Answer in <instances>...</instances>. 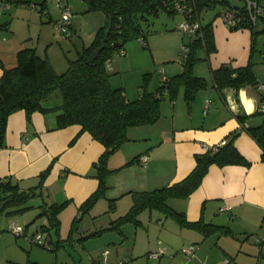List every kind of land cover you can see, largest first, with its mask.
<instances>
[{"label": "crops", "instance_id": "obj_1", "mask_svg": "<svg viewBox=\"0 0 264 264\" xmlns=\"http://www.w3.org/2000/svg\"><path fill=\"white\" fill-rule=\"evenodd\" d=\"M19 1L38 4V12L43 11L49 20L54 19V23L59 21L61 9L57 0H15L11 3L0 16V77L2 67L10 68L16 64L19 50H36L33 44L28 45L27 35L22 37L16 29L18 21L28 23V14L36 13L31 7L18 5ZM63 1L70 5L69 0ZM79 6L83 10L87 8L83 0ZM208 19H212L209 13L206 21ZM106 22L105 17L104 25ZM212 30L216 49L207 54L201 48L193 68L194 74L205 80V87L196 93L190 107L183 94L174 102L166 99L161 103V116L155 123L127 130L129 140L107 159V167L116 171L107 178L105 196L88 212L81 213L80 206L98 187L95 164L104 152V146L80 125L58 126L59 112L56 110L61 105L58 96L44 103L45 112H33L30 122L23 110L9 115L0 147V181L8 180L17 185L19 191L26 192L37 187L40 174L48 167L50 169L42 188L36 190L37 196L23 205L0 212V264L110 263L109 259L115 260L113 254L110 252L107 258L105 255V259L97 261L88 243L78 241L80 232L91 227L110 226V222L112 224L125 215L133 203L130 192L152 191L181 181L194 168L196 154L223 143L234 131L239 132L235 147L251 165H211L201 185L187 199L169 201L173 209L185 213L187 221L201 220L225 229H217L205 236L196 228L166 224L169 218L157 212L154 217H159L157 222L161 224L156 249H165V253L159 258H150L148 264L151 261L154 264H223L226 259L230 264H264V243L257 242L264 236V161L261 160V149L243 127L264 123L257 113L259 94L254 86L238 91L232 88L219 90L211 76V71L222 64L238 68L252 61L257 82L264 83V34L253 36L249 29L231 30L220 17L213 20ZM40 39L39 34L37 40ZM135 43L125 44V57L108 69L120 72V76L111 77L109 82L112 87H121L130 101L141 96L145 74H148L147 91L154 92L165 78L183 70L180 61L179 64L172 62L179 48L178 41L168 49L167 58L160 61L153 57V65H146L139 59L140 48L150 50L152 47L151 37L147 36L142 46ZM165 61L166 64L158 69ZM139 69L146 72L142 77ZM244 115L249 117L242 126L236 116ZM141 155H147L145 166L138 162ZM134 158L136 161L124 166ZM110 200H115L113 210L109 208ZM43 203L66 204L58 215L59 231L50 238L49 252L40 250L29 240L39 227L47 226L45 216L32 222L40 214L39 206ZM226 205L230 208L220 211ZM20 208L23 210L10 213ZM75 220L77 224L73 230ZM12 223L24 226V235L13 234L10 231ZM176 239L180 241L173 243ZM194 243L198 246L192 256L186 257L182 248Z\"/></svg>", "mask_w": 264, "mask_h": 264}, {"label": "trees", "instance_id": "obj_2", "mask_svg": "<svg viewBox=\"0 0 264 264\" xmlns=\"http://www.w3.org/2000/svg\"><path fill=\"white\" fill-rule=\"evenodd\" d=\"M83 1L86 3L87 12L101 11L106 20L111 22L106 47L96 58L93 57V52L104 36L107 22L97 30L89 45L83 46L77 51V58L68 63L65 72L57 74L47 58L38 56L34 48H24L17 52L16 64L13 67H2L3 73L0 77V147H2L9 115L23 110L26 113L27 121L30 122L32 113L45 112L44 103L55 96L61 98V105L56 110L59 112L57 115L58 126L80 125L84 131H87L104 146V152L95 164L98 187L80 206L81 213L88 212L100 198L105 196L107 178L116 171L107 167V159L129 140L127 130L130 127L155 123L161 116V103L165 99L174 102L181 90L185 102L190 107L196 93L205 87V80L196 76L193 68L199 60L198 51L201 48H204L207 54L216 49L212 30L214 19L220 17L221 13L226 10H233L239 20L234 26L229 27L231 30L249 29L253 36L264 34V13L260 15L255 24H252L246 9V3L250 1L255 2L264 10V5H262L264 0H242V3L237 4L231 3L230 0ZM217 4L221 6L219 12L215 13L212 19L203 21V12L212 10ZM160 12H165L170 16L181 14L182 22L190 24L198 22L199 28L195 38H191L181 32L177 26L183 37L181 46H187L188 49L186 56L180 58L182 72L165 78L161 86L154 92L147 91L148 74H145L141 96L130 101L124 95L121 87L111 86L109 79L112 74L107 69V63L114 57L113 53L120 49L124 50L125 43L130 40L142 39L143 43L141 44L144 45L149 35L152 18L157 17ZM211 76L215 87L219 90L232 88L238 91L243 87L254 86L257 82L252 61L238 68L222 64L219 68L211 71ZM236 117L243 126L249 116ZM243 127L261 149V160L264 161V123L252 127L244 125ZM238 135L239 132L234 131L225 137L223 143L208 147L205 152L196 154L194 168L181 181L152 191L130 192L132 206L124 216L113 222L115 227H119L120 224L127 221L137 222L136 216L141 211L149 210L157 211L165 217L173 219L181 227L196 228L205 236L217 229H225L221 226L204 223L201 220L189 222L185 213L173 209L169 205V201L187 199L201 185L203 177L211 165L249 167L251 163L235 147V139ZM137 158L124 166L130 165ZM49 169L48 167L40 174L38 186L26 192L19 191L17 185L8 180L0 181V212L23 205L29 199L37 196L36 190L42 188ZM65 206L66 204L47 205L43 203L39 206L40 214L32 221L34 222L41 216L47 218V226H41L37 231L46 235L48 249H50L52 234H58L60 226L58 215ZM114 206L115 200H110V210H113ZM22 210L23 208H20L10 213ZM76 224L75 220L72 224L73 230Z\"/></svg>", "mask_w": 264, "mask_h": 264}, {"label": "rangeland", "instance_id": "obj_3", "mask_svg": "<svg viewBox=\"0 0 264 264\" xmlns=\"http://www.w3.org/2000/svg\"><path fill=\"white\" fill-rule=\"evenodd\" d=\"M69 1L70 5L68 3L67 4L69 5L68 7L72 13V25L70 27L71 34L68 38H63L62 35L56 31V25L58 22L54 23L53 18V20H49V16L44 14L43 11L38 12V4H27L26 2L24 3L20 1L18 3V5L22 4L23 7H31V10H33V12L36 14H28V23L18 21L16 23L18 24L16 29L20 31V34L22 33V37L27 35L26 41L28 45L33 44L36 47L37 55L47 58L57 74L65 72L68 68V63L77 58V51H79L83 46H87L91 43L96 31L99 29V27L104 25L105 20V15L101 11L87 12L86 9H80L79 2H82V0ZM230 2L237 4L242 3V0H230ZM34 5H36L35 9L33 8ZM262 5H264V1H262ZM220 9L221 6L217 4L212 10H205L202 14L203 21H206L207 13H209V17H212L215 15V13L219 12ZM60 16L61 13L59 14V19ZM182 21L183 20L180 14L170 16L165 12H160L157 17L152 18V23H150V30L148 32V37H151L152 40V47H149L150 50H148V48H146V50L140 48L142 53H139V59L144 60L143 62H146V65H153V57L162 61L164 58L168 57V54H170L168 53V49H171L173 43L178 41L179 48L175 59L172 61L173 63H178L180 58L184 57V55L181 54L182 44H180V39L183 37L180 35V31L177 29V26ZM259 24L260 23H258V25ZM28 25H30L31 29ZM29 33H31V35ZM39 34L41 35V39L37 40ZM261 34L262 33L257 35L259 36ZM130 42H136L135 44L142 46V44L139 42V39L130 40L125 44L127 45ZM125 49L126 47L124 46V50ZM151 51H153V54ZM124 57L125 55L114 56L111 61L107 63V69H109V67H111L114 62H118ZM165 64L166 61L161 62L158 69H161V66H164ZM108 71L112 74L111 77L120 76V72L116 73L114 70ZM137 71H139L141 77L146 73L143 71L140 72L141 69ZM157 71L158 70H156L155 73ZM182 94V91H180L178 97L182 98ZM191 105L192 104H190V106ZM171 206L173 207V205ZM143 212L144 213H142V215L138 214L136 216L137 222L127 221L120 224L119 227H115L113 221L112 224L111 222L108 224L110 226H103V228L99 229L91 227L87 230L81 231L80 239L78 241L88 243L87 245L92 248L93 253L97 257V261L102 260L105 253H107L106 258L110 252L115 257V260L109 259L110 263L102 261L103 263L100 264H148V260L152 258L149 257V254L158 251L156 246L159 245L160 241L158 240V233L160 231L158 228L161 223L157 222V218L159 217H154L157 211L145 210ZM139 221L141 223H139ZM166 224H171L175 227L178 226V224L170 218L167 219ZM165 227H167V225H165ZM179 241L180 239H176L173 241V243ZM193 246L196 249L195 246H198V244L194 243ZM36 247L40 250L49 252L46 248H42L40 246ZM151 264H154L153 261H151Z\"/></svg>", "mask_w": 264, "mask_h": 264}, {"label": "built area", "instance_id": "obj_4", "mask_svg": "<svg viewBox=\"0 0 264 264\" xmlns=\"http://www.w3.org/2000/svg\"><path fill=\"white\" fill-rule=\"evenodd\" d=\"M15 2V0H0V16L10 7V4ZM57 5L61 9V16L57 23L56 31L62 35L63 38L70 37V27H71V11L68 5H65L62 0H57ZM179 7V6H178ZM182 9V8H179ZM246 9L248 12L250 23L255 24L256 21L260 18V15L264 13V10L261 9L259 5H257L255 2L247 1L246 3ZM221 20L228 26L232 27L236 23H238L237 14L233 10H226L221 13L220 15ZM199 28V23L195 22L193 24L182 22L178 25V29L183 32L188 37L195 38L197 30ZM140 43H143L142 39H139ZM187 46L182 47V54L186 56L187 53ZM125 50L120 49L113 53V56H124ZM110 62V60L108 61ZM255 89L257 90L259 94V102L257 106V113L260 114L262 120H264V83L256 82L254 85ZM206 110V109H205ZM138 162L140 165L145 166L147 163V155H141L139 156ZM230 206L226 205L225 207L221 208L220 211H224L226 209H229ZM10 231L15 234L16 236H22L24 235L25 229L24 226H18L15 224L10 225ZM33 244H36L42 248H49L46 235L44 233H41L39 231H35L32 237L29 239ZM257 242L259 244L264 243V236H261L258 238ZM182 253L186 257L192 256V254L195 251V248L193 245L186 246L182 248ZM165 253V249H161L157 252L149 254V257L152 258H159ZM107 253H105L106 255ZM104 255V259H105ZM223 264H230V261L228 259L224 260Z\"/></svg>", "mask_w": 264, "mask_h": 264}, {"label": "water", "instance_id": "obj_5", "mask_svg": "<svg viewBox=\"0 0 264 264\" xmlns=\"http://www.w3.org/2000/svg\"><path fill=\"white\" fill-rule=\"evenodd\" d=\"M110 27H111V22L110 20L107 21V28L104 32V36L103 38L100 40V44L98 47L95 48L94 52H93V57L96 58L99 53L106 47V42L108 40V34L110 31Z\"/></svg>", "mask_w": 264, "mask_h": 264}]
</instances>
